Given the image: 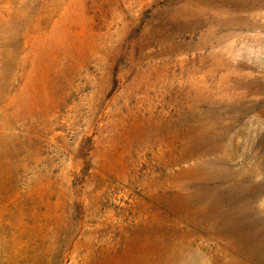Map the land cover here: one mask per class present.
Returning <instances> with one entry per match:
<instances>
[{"label": "rangeland", "instance_id": "374dc122", "mask_svg": "<svg viewBox=\"0 0 264 264\" xmlns=\"http://www.w3.org/2000/svg\"><path fill=\"white\" fill-rule=\"evenodd\" d=\"M0 264H264V0H0Z\"/></svg>", "mask_w": 264, "mask_h": 264}, {"label": "water", "instance_id": "95a60500", "mask_svg": "<svg viewBox=\"0 0 264 264\" xmlns=\"http://www.w3.org/2000/svg\"><path fill=\"white\" fill-rule=\"evenodd\" d=\"M235 151H236V149L234 148V151L231 152V154H232V159H235V155H236V154H235V153H236Z\"/></svg>", "mask_w": 264, "mask_h": 264}]
</instances>
